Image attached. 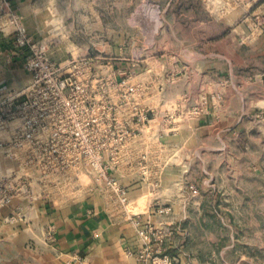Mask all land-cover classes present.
<instances>
[{
	"label": "rangeland",
	"instance_id": "obj_1",
	"mask_svg": "<svg viewBox=\"0 0 264 264\" xmlns=\"http://www.w3.org/2000/svg\"><path fill=\"white\" fill-rule=\"evenodd\" d=\"M0 40L26 73L0 87L9 264L80 202L139 264H264V0H0Z\"/></svg>",
	"mask_w": 264,
	"mask_h": 264
},
{
	"label": "crops",
	"instance_id": "obj_2",
	"mask_svg": "<svg viewBox=\"0 0 264 264\" xmlns=\"http://www.w3.org/2000/svg\"><path fill=\"white\" fill-rule=\"evenodd\" d=\"M2 50L0 40V62L10 58L8 66L0 67V87L5 73L13 76L15 82L26 76L24 57L13 53L9 57V53ZM38 217L39 222L51 230L54 240H43L32 247H26L22 240L16 247L18 264H139L138 255L145 241L137 234L131 220L99 202L66 205L51 215ZM7 233L0 235V264H9ZM150 243L157 248V243L152 240ZM160 248L165 252L164 246Z\"/></svg>",
	"mask_w": 264,
	"mask_h": 264
},
{
	"label": "built area",
	"instance_id": "obj_3",
	"mask_svg": "<svg viewBox=\"0 0 264 264\" xmlns=\"http://www.w3.org/2000/svg\"><path fill=\"white\" fill-rule=\"evenodd\" d=\"M23 45H24L23 41H18V46L22 47ZM21 123H23V122L21 121ZM22 131H23V130H22ZM19 132H20V130L17 129L16 134L13 135V138H14V139L22 138L23 135L20 134ZM29 137H30V135H26L25 137H23V139H24V138H29ZM141 234H143V233H141ZM47 235H48V240H49V241H53V240H54L51 230L48 231ZM140 258L143 259L142 257H140Z\"/></svg>",
	"mask_w": 264,
	"mask_h": 264
}]
</instances>
